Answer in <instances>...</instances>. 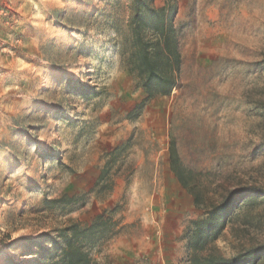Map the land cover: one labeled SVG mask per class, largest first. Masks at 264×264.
<instances>
[{
    "label": "rangeland",
    "instance_id": "obj_1",
    "mask_svg": "<svg viewBox=\"0 0 264 264\" xmlns=\"http://www.w3.org/2000/svg\"><path fill=\"white\" fill-rule=\"evenodd\" d=\"M150 1L182 64L148 100L133 0H0V264H49L65 228L95 264H190L227 202L217 254L264 264V0Z\"/></svg>",
    "mask_w": 264,
    "mask_h": 264
},
{
    "label": "trees",
    "instance_id": "obj_2",
    "mask_svg": "<svg viewBox=\"0 0 264 264\" xmlns=\"http://www.w3.org/2000/svg\"><path fill=\"white\" fill-rule=\"evenodd\" d=\"M133 14L129 21L131 51L128 54V65L140 78L148 100L158 95H169L177 85L182 58L179 50L178 32L175 26V9L156 7L150 0H133ZM185 183L183 175H178ZM229 202L211 207L207 216L192 221L193 229L189 246L195 256L190 264H249L263 254L249 250L226 259L217 254L214 244L223 233L228 221ZM80 233L62 230V243L52 242L54 251L47 255L49 264H95L79 242ZM209 250L201 257L200 253Z\"/></svg>",
    "mask_w": 264,
    "mask_h": 264
}]
</instances>
